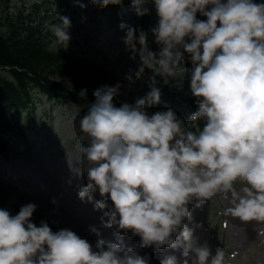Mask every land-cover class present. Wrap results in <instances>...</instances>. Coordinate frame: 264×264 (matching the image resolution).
<instances>
[{
    "label": "clouds",
    "instance_id": "9594fccd",
    "mask_svg": "<svg viewBox=\"0 0 264 264\" xmlns=\"http://www.w3.org/2000/svg\"><path fill=\"white\" fill-rule=\"evenodd\" d=\"M91 3L103 9L122 0ZM131 3L137 17L154 11L150 35L159 49L150 50L149 33L120 24L132 59L138 55L141 62L136 78L145 69L165 83L187 73L196 111L188 121L171 108L149 115L147 109L161 102L155 78L143 98L119 107L114 103L119 83L96 89L94 103L79 121L89 143L80 148L88 166L78 197L103 213L101 224L115 229L117 242L100 239L95 227L90 228L98 237L93 247L70 229L53 232L43 220L37 226L33 203L15 215L0 208V264H149L151 257L139 254L149 247L182 248V264H224V249L216 248L213 255L194 236L202 226L185 223L193 219L190 205L201 207L219 194H230L225 216L264 224V3ZM59 20L51 32L67 49L71 21ZM186 58L190 68L181 67ZM126 79L132 82L131 75ZM129 232L140 237L135 248L124 244ZM162 264H178L177 257L168 256Z\"/></svg>",
    "mask_w": 264,
    "mask_h": 264
},
{
    "label": "rangeland",
    "instance_id": "374dc122",
    "mask_svg": "<svg viewBox=\"0 0 264 264\" xmlns=\"http://www.w3.org/2000/svg\"><path fill=\"white\" fill-rule=\"evenodd\" d=\"M53 1L13 0L6 10L5 1L0 0V18L4 20L7 14L23 9L26 16L24 24H29L28 20H31L33 26H40L43 33L48 32L52 37L51 26L60 23L59 16L68 17L71 21V40L65 50L73 57H82L101 65L113 77L111 86L117 83L121 85L118 96L125 90L134 89L145 73L140 79L135 76L141 62L138 55L132 59L133 54L124 43V30L119 26L116 30L103 24L81 0L72 1L68 7ZM256 2L264 3V0ZM35 4L40 7L37 13L32 9ZM52 46L63 45L53 42ZM77 71L70 68L66 77L48 78L71 90ZM129 75L132 76V82L126 79ZM187 80L188 74L184 73L177 85L185 86ZM33 92L32 106L19 114L25 140L12 137L11 152L6 157L0 156V208L15 215L21 206L33 203L36 211L32 220L37 226L43 220L53 232L70 229L93 247L98 237L90 232V228L95 227L101 233L100 239L116 243L115 229L104 228L101 224L103 213L94 210L92 203L82 202L78 197L79 189L87 184L84 171L88 162L80 152L81 146L89 143L88 136L81 131L79 124L84 110L71 103L50 101L37 90ZM95 199H99V194ZM229 199L230 194H219L201 207L190 205L193 219L185 223L189 227L193 224L202 226L195 231L194 236L199 245L207 243L213 255L216 248L224 249V264H264V224H243L225 216L224 209L230 206ZM242 234L253 235L255 241L244 244L241 242ZM123 240L126 246L135 248L140 237L132 236L129 232ZM149 249H152L149 264H162L168 256H176L178 264L183 262L182 248H162L160 251H153L152 247ZM139 254L148 255L145 249L140 250Z\"/></svg>",
    "mask_w": 264,
    "mask_h": 264
},
{
    "label": "trees",
    "instance_id": "16d2710c",
    "mask_svg": "<svg viewBox=\"0 0 264 264\" xmlns=\"http://www.w3.org/2000/svg\"><path fill=\"white\" fill-rule=\"evenodd\" d=\"M4 1L7 10L13 0ZM55 1L68 7L76 0L53 2ZM81 1L91 10L94 17L101 19L108 27L115 29L126 21L127 25L149 33V48L153 52H158L159 49L150 35V28L156 22L154 11L150 15L137 17L131 0H122L120 6L103 9L93 5L91 0ZM39 8L38 4L32 5L36 13ZM25 17L22 9L7 14L4 20L0 18V154L2 155L11 152L13 147L11 135L24 137L20 136L23 133L18 118L21 112L32 106L33 89H37V92L48 100L72 103L87 111L88 105L94 103V91L103 86H111L113 83V77L108 75L101 65L82 57H73L64 46L53 47L55 37H51L48 32L43 33L39 29L40 26H33L31 20H28L29 24H24ZM198 18L202 19L199 16ZM181 67L187 68L189 64L182 63ZM70 68L78 70L71 90L48 78L66 77ZM144 73L145 77L138 88L125 90L122 95L115 98L114 103L117 107L124 102L134 104L138 98H143V92L153 86L152 78H155L154 86L161 92V102L148 108V113L171 108L178 118L189 119L196 111L195 98L189 91V81L186 86L175 84L182 73L167 83L149 69H145ZM82 90H86V95L80 94ZM200 123L202 125V122Z\"/></svg>",
    "mask_w": 264,
    "mask_h": 264
},
{
    "label": "bare ground",
    "instance_id": "6f19581e",
    "mask_svg": "<svg viewBox=\"0 0 264 264\" xmlns=\"http://www.w3.org/2000/svg\"><path fill=\"white\" fill-rule=\"evenodd\" d=\"M254 241H255V237L253 235H246V234L241 235V242H243L246 245Z\"/></svg>",
    "mask_w": 264,
    "mask_h": 264
}]
</instances>
